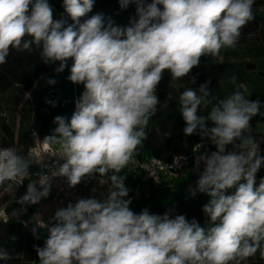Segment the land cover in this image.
I'll return each instance as SVG.
<instances>
[{
    "label": "clouds",
    "instance_id": "obj_1",
    "mask_svg": "<svg viewBox=\"0 0 264 264\" xmlns=\"http://www.w3.org/2000/svg\"><path fill=\"white\" fill-rule=\"evenodd\" d=\"M254 2L120 0L122 8L136 3L138 16L121 28L111 21L105 26L102 14L81 23L94 0H63L71 24L53 19L48 0H0V65L12 50L37 49L44 64L60 62L57 73L71 58L68 79L84 85L70 120L56 116V127L43 140L59 145L63 163L57 161L51 176L39 173L38 179H30L31 156L14 146L0 147V187L7 183L8 191L29 180L16 201L24 206L47 198L53 177L65 178L74 189L98 174L99 184L107 185L100 198H78L58 208L53 223L37 222V239L38 229L48 232L44 246H34L39 264H243L258 251L264 259V178L258 186L256 182L264 156L250 125L264 112L259 99L250 100L239 90L235 77L230 83L237 90L224 99L212 97L207 82L198 92L186 88L179 95L184 135L199 130L201 139L216 148L197 156V168L202 163L203 170L191 190L193 196L200 192L210 198L202 209L207 226L184 215L169 218L147 208L133 212L131 199H125L126 176L121 175L147 138L145 129L160 103L156 89L163 72L168 70L172 81L181 80L201 56L235 48L242 28L255 18ZM209 105L207 115L198 114ZM229 145L231 151L226 150ZM13 258L0 247V261Z\"/></svg>",
    "mask_w": 264,
    "mask_h": 264
},
{
    "label": "trees",
    "instance_id": "obj_2",
    "mask_svg": "<svg viewBox=\"0 0 264 264\" xmlns=\"http://www.w3.org/2000/svg\"><path fill=\"white\" fill-rule=\"evenodd\" d=\"M151 2L152 0H145L146 4ZM48 3L52 7L54 20L63 18L69 24L72 23L64 10L63 0H48ZM136 8V3H129L122 8L120 0H94L92 10L81 18V23L93 15L102 14L105 26L111 21L113 26L126 28L138 19ZM252 12L255 18L242 28L236 47L252 60L242 64V73L255 74L264 82V0H255ZM216 58L203 55L199 64L213 62ZM59 64V61L44 64L39 50L34 49L32 52L12 50L7 63L0 65V147L14 146L19 154L28 157V150L33 144L31 129L46 136L56 127L53 122L56 116H64L70 120L75 100L80 98L84 85L74 84L68 79L73 64L71 58L64 71L57 73L55 69ZM49 79H54L56 83L48 84ZM230 80L227 83L226 97L237 90ZM243 83V75L239 73L236 84L242 86ZM239 90L242 92L241 87ZM156 95L160 103L145 129L147 138L134 154L138 159L155 157L164 163H170L176 156L192 155V150L197 145L200 146L201 153L216 151L209 145V141L201 139L199 130L191 136L184 135L185 122L179 112L178 91H167L161 79ZM246 98L251 100L250 96ZM210 109L211 105L207 108L202 106L198 114L207 115ZM206 125L213 126L211 121H207ZM227 149L230 150V147L227 146ZM32 167L33 165L30 166ZM121 175L126 176L125 185L129 194L125 199H131L129 207L133 212L139 214L147 208L150 214H168L169 218L184 215L189 222L195 219L201 226H207V217L202 209L210 198L205 193L197 192L195 196L191 194L199 177L192 183L180 176L166 180L157 187L150 183L143 186L134 178L130 163L122 170ZM6 187L7 183L0 187L1 204L7 203L11 198L5 191ZM9 190L13 192L12 188ZM36 235L39 239L34 236L33 227L24 228L19 224L0 222V247L6 248L14 257L8 261H0V264H39L34 246L43 247L48 232L38 229ZM243 264H264V259H261L258 251Z\"/></svg>",
    "mask_w": 264,
    "mask_h": 264
},
{
    "label": "built area",
    "instance_id": "obj_3",
    "mask_svg": "<svg viewBox=\"0 0 264 264\" xmlns=\"http://www.w3.org/2000/svg\"><path fill=\"white\" fill-rule=\"evenodd\" d=\"M78 99L79 98H76L75 100L74 111ZM30 136L33 140V144L27 153V155L31 156L33 160V167L30 168V179H38L37 174L39 173H46L51 176L54 169L59 166L57 161H59V163H63L61 153L59 151V145L44 143L43 140L45 136L40 135L33 129L30 130ZM257 142L260 144V154L264 156V133L257 137ZM209 145L215 148V146L210 142ZM229 147L231 151L232 145H229ZM199 150L200 146L197 145L193 148L192 155L176 156L170 163H164L155 157L138 159L134 155L132 160L129 162L130 169L139 184L150 183L151 185L157 187L162 185L166 180L180 177L183 171L195 162L197 156L201 153ZM261 178H264L262 168H260L256 174L257 186ZM100 179L101 177L98 174L93 175L87 180L82 181L76 188L72 189L68 187L65 182V178L53 177L50 195L47 198L42 199L37 204L24 206L20 205L16 201L26 193L29 180L26 179L24 183L18 187L16 185H12L11 188L13 189L14 194L7 203H0V222L4 224H19L24 228H36L37 222L41 220H43L45 224H51L41 217L42 207L45 201L52 204L69 201L80 192H83L88 197H93L99 190L107 186H101L99 184ZM93 189H95V191H93ZM13 212H16L17 215L13 216ZM40 230L47 231L43 228Z\"/></svg>",
    "mask_w": 264,
    "mask_h": 264
},
{
    "label": "rangeland",
    "instance_id": "obj_4",
    "mask_svg": "<svg viewBox=\"0 0 264 264\" xmlns=\"http://www.w3.org/2000/svg\"><path fill=\"white\" fill-rule=\"evenodd\" d=\"M216 60L213 62H208L204 64H199L194 67L191 72L183 77L181 80L172 81L171 74L168 70L163 72V82L167 91H178L183 92L186 88H191L198 92L201 84L208 83V89L212 92V97L216 100L226 98L228 93L227 83L232 78H238L239 73L243 75L244 83L241 86L242 92L246 97H251V100L255 101L259 99L261 101L262 107L261 112H264V82L259 79L255 74L242 73V64L248 61H252L247 57L243 51L235 46V48H224L221 49L220 54L216 56ZM193 77L195 78V83L192 82ZM212 97H209L211 99ZM215 102V101H214ZM3 107V106H2ZM3 119H6L4 114H1ZM251 134L257 139L259 135L264 133V116L257 115L250 121ZM227 151H230L226 149ZM201 154V153H200ZM192 163L189 167L191 170V176L188 178L187 182L192 183L196 178L199 177V172L203 170V164L199 165L197 168V163ZM145 184V183H144ZM107 186L99 190L93 197L100 198L102 192L106 193ZM7 193L12 196L13 192L8 190ZM81 198H89L83 195ZM69 202L73 200L59 202L53 208L42 207L41 217L49 223L51 217L54 215L55 211L60 207H66Z\"/></svg>",
    "mask_w": 264,
    "mask_h": 264
},
{
    "label": "crops",
    "instance_id": "obj_5",
    "mask_svg": "<svg viewBox=\"0 0 264 264\" xmlns=\"http://www.w3.org/2000/svg\"><path fill=\"white\" fill-rule=\"evenodd\" d=\"M195 162H196V160H195ZM196 164V163H195ZM262 169H264V165H262V167H261ZM192 174H191V170L189 169V168H187L186 170H184L183 171V173L181 174V177H184V178H186V179H188L190 176H191ZM143 184V186H146L144 183H142ZM105 188V187H104ZM83 195H85L83 192H80L78 195H76L72 200H73V202H76V200L78 199V198H81ZM57 204H59V203H57ZM57 204H52V203H50V202H48V201H45L44 202V204H43V207L44 208H53L54 206H56Z\"/></svg>",
    "mask_w": 264,
    "mask_h": 264
}]
</instances>
